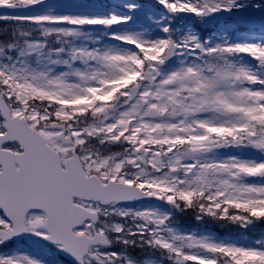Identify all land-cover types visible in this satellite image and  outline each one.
Masks as SVG:
<instances>
[{
  "label": "snow or ice",
  "instance_id": "snow-or-ice-1",
  "mask_svg": "<svg viewBox=\"0 0 264 264\" xmlns=\"http://www.w3.org/2000/svg\"><path fill=\"white\" fill-rule=\"evenodd\" d=\"M0 264H264V0H0Z\"/></svg>",
  "mask_w": 264,
  "mask_h": 264
}]
</instances>
